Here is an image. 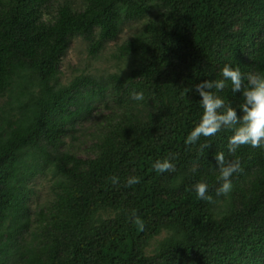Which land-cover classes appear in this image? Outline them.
<instances>
[{"label": "trees", "instance_id": "obj_1", "mask_svg": "<svg viewBox=\"0 0 264 264\" xmlns=\"http://www.w3.org/2000/svg\"><path fill=\"white\" fill-rule=\"evenodd\" d=\"M7 94L0 264H264V0H0Z\"/></svg>", "mask_w": 264, "mask_h": 264}, {"label": "rangeland", "instance_id": "obj_2", "mask_svg": "<svg viewBox=\"0 0 264 264\" xmlns=\"http://www.w3.org/2000/svg\"><path fill=\"white\" fill-rule=\"evenodd\" d=\"M60 1L62 0H54L55 3ZM138 26H140L138 22L132 21L126 23L118 38L110 41L105 49L99 53V55H91L88 51L87 42L82 37H76L72 41L67 56L62 62V82H69L75 75L81 73L99 75L119 69L122 64L115 57H113V54L120 44L133 35ZM9 95L10 94H7L6 96L2 97L0 104L6 105L8 101L10 102L12 96ZM7 109L9 110L8 105ZM89 124L92 123L90 122ZM76 135L77 137H80L78 132H76ZM82 140L83 146H85L88 142L85 139ZM78 142L79 140L76 139L75 145H77ZM50 178L51 174L48 173L46 175L39 176L35 181L31 182V186H33L35 190V194L33 195L31 201V206L34 210L38 209L39 205L42 206L49 200L48 194L50 190ZM164 235L165 233L161 234L151 242V246L148 248L149 253L152 252L158 240H160Z\"/></svg>", "mask_w": 264, "mask_h": 264}]
</instances>
